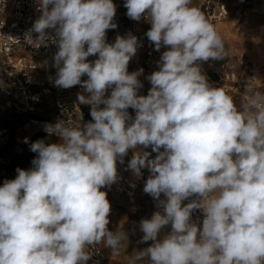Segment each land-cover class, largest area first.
Listing matches in <instances>:
<instances>
[{
    "label": "clouds",
    "instance_id": "clouds-1",
    "mask_svg": "<svg viewBox=\"0 0 264 264\" xmlns=\"http://www.w3.org/2000/svg\"><path fill=\"white\" fill-rule=\"evenodd\" d=\"M124 6L128 17L151 24L155 50L168 48L148 77L147 96L137 94L143 69L128 72L137 38L106 42V30L117 27L113 0H40L31 29L38 35L27 42L47 46L45 30H55L54 83L80 85L78 100L91 106L92 121L46 124L60 142L32 143L33 167L17 168L0 186V264H86L87 248L101 243L119 256L128 236L108 229L111 206L101 188L116 182L117 158L123 163L138 146L157 155L136 152L127 168L137 177L150 171L143 190L164 214L140 221L141 242L154 243L127 264H264V93L248 86L251 95L238 106L209 85L198 62L230 57L231 49L192 0ZM196 210L202 227L192 221Z\"/></svg>",
    "mask_w": 264,
    "mask_h": 264
},
{
    "label": "built area",
    "instance_id": "built-area-1",
    "mask_svg": "<svg viewBox=\"0 0 264 264\" xmlns=\"http://www.w3.org/2000/svg\"><path fill=\"white\" fill-rule=\"evenodd\" d=\"M263 1L236 0L233 3H227L221 0H192V3L204 13L214 27L232 17L239 27L247 28L253 14L258 16L264 14V9L258 7V4ZM113 3L116 5V12H119L114 20L119 23V26H124L116 37L132 35L138 40L136 71L143 69L138 76L142 84L138 91L141 92V96H145L147 83L144 75L150 76L154 71L159 70L158 61L168 48L162 46L159 51L155 50L154 43L146 35L151 24L143 16L139 21L128 17L124 6L126 0H113ZM39 4L40 0H0V107L2 110L13 108L18 112H34V107L51 97L52 99L56 96L60 97L64 92H84L80 85L65 89L54 83L57 72V68L53 66L54 56L59 50L58 44L54 43V40L58 39L54 29L45 30L48 35L47 46H37L35 43L27 42L29 34L33 40L38 35L31 29L34 22L42 15ZM86 47L87 45L85 49ZM239 56L241 60H244L243 53ZM225 58V60L229 59ZM222 69L223 77L220 78L221 83L217 87H222L226 93L233 96L238 106L243 97L251 95L248 86H251L253 91L258 90L264 93V69L258 64H249L243 74L228 70L227 63L222 66ZM81 79L86 80L87 76H82ZM55 103L49 118L43 121L32 120L30 123L39 124L44 128L46 124H55L59 120H64L72 121L82 128L84 124L92 121H88L81 107L71 99L66 101L56 99ZM129 115L135 117L133 114L129 113ZM136 152H149L150 159H154L157 155L152 152L151 147L138 146L128 151L126 157H123V163L118 157L116 164L118 178L110 186L101 188L102 191L110 190L119 196L129 198L138 193L139 181L128 173L126 165L127 157L130 160ZM193 198L183 203L187 204ZM202 219V212L199 210L193 212L192 221L200 227H202ZM169 226L171 228L170 224ZM87 252L90 258L86 264H116L102 250L101 244L90 246Z\"/></svg>",
    "mask_w": 264,
    "mask_h": 264
},
{
    "label": "rangeland",
    "instance_id": "rangeland-1",
    "mask_svg": "<svg viewBox=\"0 0 264 264\" xmlns=\"http://www.w3.org/2000/svg\"><path fill=\"white\" fill-rule=\"evenodd\" d=\"M227 3H233L236 0H221ZM264 5V2H263ZM264 9V8H263ZM119 12H116L115 15L118 16ZM125 22V20H120ZM113 23L117 25L115 29L106 30V42L112 44L115 42L116 34L121 31L124 27L119 26V23L113 19ZM249 27L242 28L239 27L232 17H229L224 22L216 24V31L221 36L225 43L226 48L231 49V56L229 59L225 60H212L208 61H199V66L203 75L206 76L208 83L212 87H217L220 85V78L223 77L222 66L227 63L228 70L236 71L239 74H243L245 68L251 64H258L261 68L264 69V14L261 16L252 15ZM244 53V60L240 59V54ZM98 58V55L89 56L87 58L88 62H93ZM136 71V54L133 56L128 64V72L132 73ZM149 76L144 78L147 83L146 95L148 94L150 88L152 87L150 81L148 80ZM84 92H72V93H61V96H56L52 99L49 98L44 101V103L37 105L35 108V113L41 117L37 121H43L49 118L53 112V106L56 104V99L66 101L71 99L76 102L86 116L90 115V105H85L79 102L78 94ZM138 96H141V92L137 90ZM130 114L135 115V110L129 108L127 110ZM35 132H44V128L39 124H32L19 129L16 134V139H19L20 134L26 133L31 135ZM126 157V156H125ZM130 160L126 159V165ZM129 174H131L135 179L139 181V191L132 198L119 196L110 190H103L107 193L106 198L108 199L111 210L109 213V224L108 229L110 231H123L127 234L128 239L124 244V251L119 256H113L111 249L105 247L102 243V246L105 250L106 255L109 258H112L116 264H127V261L130 257L134 256L136 253L146 249L151 246L154 242L147 241L141 242L143 232L140 230L139 224L142 219H150L152 215L156 212L164 214L162 207L159 206L158 201L153 198L150 194L144 192L145 182L148 177L151 175L150 171L147 168L141 169L140 177L134 175V173L127 168ZM166 197L162 193L159 197V200H165ZM171 228L169 225L164 226L158 233L157 240L162 241L169 233ZM147 264V261L143 262Z\"/></svg>",
    "mask_w": 264,
    "mask_h": 264
},
{
    "label": "trees",
    "instance_id": "trees-1",
    "mask_svg": "<svg viewBox=\"0 0 264 264\" xmlns=\"http://www.w3.org/2000/svg\"><path fill=\"white\" fill-rule=\"evenodd\" d=\"M40 118L35 111L24 113L13 108L2 110L0 107V186H3L5 180L16 178L17 168L29 170L33 167L32 161L38 154L30 150L32 143L38 140H43L46 144L59 143L58 137L45 131L35 133L24 143L16 139L19 129ZM86 118L88 121L92 119L88 115Z\"/></svg>",
    "mask_w": 264,
    "mask_h": 264
},
{
    "label": "crops",
    "instance_id": "crops-1",
    "mask_svg": "<svg viewBox=\"0 0 264 264\" xmlns=\"http://www.w3.org/2000/svg\"><path fill=\"white\" fill-rule=\"evenodd\" d=\"M249 1H257V0H249ZM264 2V1H263ZM263 2L262 3H259L258 4V7H260V8H264V5H263ZM243 53V52H242ZM244 54V53H243ZM245 55V54H244ZM92 120V119H91ZM35 133H37V132H35ZM35 133H33V134H31V135H28V134H26V133H22V134H20V137H19V141L21 142V143H24L26 140H29ZM0 164H1V159H0ZM101 246H102V244H101ZM102 250L105 252V250H104V248H103V246H102Z\"/></svg>",
    "mask_w": 264,
    "mask_h": 264
}]
</instances>
